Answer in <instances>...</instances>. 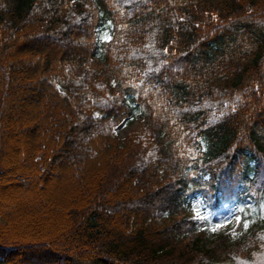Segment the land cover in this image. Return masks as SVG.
Wrapping results in <instances>:
<instances>
[{
  "label": "trees",
  "instance_id": "obj_1",
  "mask_svg": "<svg viewBox=\"0 0 264 264\" xmlns=\"http://www.w3.org/2000/svg\"><path fill=\"white\" fill-rule=\"evenodd\" d=\"M0 264H264V0H0Z\"/></svg>",
  "mask_w": 264,
  "mask_h": 264
},
{
  "label": "rangeland",
  "instance_id": "obj_2",
  "mask_svg": "<svg viewBox=\"0 0 264 264\" xmlns=\"http://www.w3.org/2000/svg\"><path fill=\"white\" fill-rule=\"evenodd\" d=\"M99 38L101 42L109 41L111 39L109 30H102ZM130 120L134 122V118ZM130 120H124L121 125L116 127L115 134L119 138H124L133 127L134 123H129ZM192 215L198 221V231H205L208 240H213L217 234H229L231 236H236L237 234L236 228L239 220V212L236 208H232L227 204L223 205L219 210L209 213L199 206L198 203H194ZM165 219L167 217L164 214L157 216L159 222H163Z\"/></svg>",
  "mask_w": 264,
  "mask_h": 264
}]
</instances>
